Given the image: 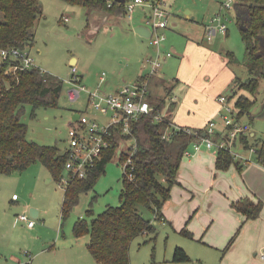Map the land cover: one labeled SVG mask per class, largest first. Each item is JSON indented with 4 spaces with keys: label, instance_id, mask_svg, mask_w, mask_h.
<instances>
[{
    "label": "rangeland",
    "instance_id": "374dc122",
    "mask_svg": "<svg viewBox=\"0 0 264 264\" xmlns=\"http://www.w3.org/2000/svg\"><path fill=\"white\" fill-rule=\"evenodd\" d=\"M165 1L169 15L168 26L160 32L164 36L161 50L174 52V56L163 59L157 73L168 82L176 81L180 77L183 54L189 51L191 44H200L225 56L228 52L234 55V62L228 64L234 72V79L223 90L224 95L231 96L232 90L233 93L236 90L238 95H250L244 89H239L235 81L237 77L241 81L248 78L245 45L234 9L236 0H231L230 7L222 6L221 0ZM40 5L42 13L36 22L35 40L28 52L39 67L63 80V92L57 107L35 109L25 104L21 120L27 125L28 140L41 145L57 146L61 152H65L70 147L69 131L75 124L74 113L81 112L95 119L100 126H104L112 116V112L104 114L89 107L88 93L85 91L78 100H69L67 92L73 86V68L76 67V75H83L82 84L88 89L110 94L120 86L135 85L142 71L150 72L146 59L150 55L156 56L157 51L149 38L134 31L136 18L143 17L145 11L141 7L137 8L135 19L129 21L127 16L115 17L91 11L83 5H73L64 0H40ZM64 18H68V21ZM221 24L227 26V32L219 30ZM208 26L218 29L210 40L207 36ZM74 58L76 64H73ZM202 70L209 69L204 65ZM103 73L104 80H101ZM221 79L219 76L214 86H218ZM161 80L154 78L156 84H161ZM205 80L208 81V78ZM178 89L180 87L175 90L176 94ZM161 92V95L166 94L163 87ZM253 99L258 101L256 105L264 101V80ZM235 101L236 97L232 98L231 104L234 105ZM259 106L252 110L256 111ZM240 121L249 124L264 140V119L253 120L245 115ZM133 144V140L120 142L116 154L107 164L105 172L99 176L94 188L80 194L79 202L65 220H62L61 213L67 171L63 180L57 181L52 178L47 167L37 162L24 171L1 175L0 264H97L88 248L90 236L75 237L73 227L81 217L91 222L107 206L121 204L124 170L119 157L122 152L129 153ZM237 153L251 156V162L258 161L256 153L245 151L239 143L233 150L235 156ZM235 160L245 162L240 156ZM30 208L38 209L40 215L37 218L31 217ZM90 209L93 214L88 216L87 211ZM140 209L146 218H152L149 209ZM22 214L35 220L33 228L20 220ZM155 224L154 232L141 234L132 242L131 264H153L156 257L168 258L177 246L184 248L183 243L189 242L175 234L163 219L156 220ZM164 224L167 225L166 229Z\"/></svg>",
    "mask_w": 264,
    "mask_h": 264
},
{
    "label": "trees",
    "instance_id": "16d2710c",
    "mask_svg": "<svg viewBox=\"0 0 264 264\" xmlns=\"http://www.w3.org/2000/svg\"><path fill=\"white\" fill-rule=\"evenodd\" d=\"M73 5H83L91 11H99L115 17L126 15V1L116 0H64ZM112 2L110 6L109 3ZM234 9L245 45V65L248 78L241 81L236 78L239 89L248 94H237L234 107L240 120L250 115L257 100L261 82L264 80V0H236ZM42 13L40 0H0V47H18L27 50L35 40V26ZM228 62H234L232 52L227 53ZM17 61H7L0 65V176L16 171H24L32 164L41 162L54 180L64 178L68 151L61 152L57 146L41 145L27 138V125L22 122L21 114L25 104L38 107H57L63 92V80L41 67L33 66L10 70ZM143 75L139 81L146 79ZM150 89L147 100L154 106V114L140 116L130 123V133L123 131L122 124L111 128L108 137L110 147L97 160L85 178L73 177L67 171L69 182L65 187L62 208V220H65L73 207L79 202V196L94 188L99 176L106 170L122 140H133L128 152H122L119 162L123 166V188L121 204L107 206L91 222L86 217L79 218L73 227L75 237L90 236L88 248L97 264H131V244L139 235L156 230V220L163 219L164 204L171 198L172 187L178 183V172L182 159L189 146L199 141L205 128L181 126L174 130L173 114L176 102L171 93L178 80L171 84L161 80L166 94L158 96ZM235 89V88H233ZM167 107V108H166ZM165 113L163 120L157 121L155 114ZM187 129L191 131L188 132ZM165 137V135H167ZM218 140L217 138H215ZM244 147L251 141L245 137L239 140ZM257 147L259 159L264 158V140L252 143ZM250 148V147H248ZM236 163L230 151L220 150L217 157V169L225 170ZM237 166H241L237 162ZM140 207L149 209L152 218H146ZM233 209L243 215L245 220L257 219L264 207L262 199L241 198L232 203ZM93 210L87 211V215ZM241 229V228H240ZM240 229L230 239L224 252H227L236 240ZM182 234L193 238L188 229ZM173 261L188 262L191 257L182 247H176Z\"/></svg>",
    "mask_w": 264,
    "mask_h": 264
},
{
    "label": "crops",
    "instance_id": "0c3cea01",
    "mask_svg": "<svg viewBox=\"0 0 264 264\" xmlns=\"http://www.w3.org/2000/svg\"><path fill=\"white\" fill-rule=\"evenodd\" d=\"M144 10L143 17L136 18L135 27L145 25L148 12ZM166 53L168 52L162 51V60L167 59ZM228 61L227 56L200 44H191L189 51H185L180 61V64L182 63L180 77L170 97L176 102L172 117L173 126L205 128L209 122L218 119L219 133L215 138H220L225 126L221 118L224 110L218 97L225 94L223 90L234 79V72L229 69ZM73 64H76L75 58ZM204 65L209 69L208 71L202 70ZM145 74L142 71L135 84ZM219 76L222 77L221 82L218 86H214ZM155 77L167 81L166 84L176 82H168L169 80L158 73ZM81 78L83 79V75ZM154 78L151 82V91L158 96H164L160 94L164 85L156 84ZM205 78H208V81ZM122 87L116 88L112 93ZM178 87L180 89L177 96L175 90ZM164 92L166 93L165 88ZM257 106L259 108L256 111L251 110L249 117L253 120H262L264 116L259 115L264 111V101L254 109ZM80 113L73 114V121L78 120ZM245 137L251 141L248 147H255L252 143L260 140L252 127ZM239 145L243 149L248 148L241 142ZM255 148L257 150V147ZM187 151L190 155L185 153L182 159L178 183L172 187L171 198L164 204L162 212L163 220L168 222V227H171L175 234L188 239L189 242L183 245L191 261H173L174 251H172L168 258L156 257L153 264H264V207L260 216L251 220H245L244 216L232 207L233 202L247 197L252 200L262 199L264 202V164L258 161L243 163L235 160L236 163L227 169L219 170L216 165L218 157L216 149H209L204 144L200 150L195 151L192 143ZM256 157L259 159L258 151ZM237 162L241 169L237 166ZM167 225L164 224L165 229ZM183 229H188L193 234V238L184 236ZM238 229L240 231L232 247L224 252V248Z\"/></svg>",
    "mask_w": 264,
    "mask_h": 264
},
{
    "label": "built area",
    "instance_id": "2783aa9c",
    "mask_svg": "<svg viewBox=\"0 0 264 264\" xmlns=\"http://www.w3.org/2000/svg\"><path fill=\"white\" fill-rule=\"evenodd\" d=\"M231 0H221L222 6L230 7ZM111 6L112 3H109ZM165 0H127L126 1V15L128 20H133L137 12V8L141 7L146 9L147 15L145 18V25L152 31L150 38L151 44L157 51L156 56H149L146 62L150 68V72L146 73V79L139 81L137 84L130 86L125 85L117 92L112 94H106L99 90L91 91L85 85L82 84V78L76 75V67L73 68V75L71 82L73 86L68 90L67 95L70 101L74 102L81 97L82 92L88 93L87 105L94 108L104 114L112 112L111 120H109L104 126L93 118L80 113L78 120L71 127L69 131L70 147L67 149L69 153V159L66 163V170L70 172L73 177L85 178L91 168L96 164L103 153L110 147L108 137L111 135V128L122 124L123 131L130 133V123L132 120L144 115L154 114V106L147 100V95L150 89V78L157 74L158 69L162 65V50L161 42L164 36L161 32L162 29L168 26V12L166 10ZM219 18V17H217ZM68 21V18H64ZM221 32H227L228 28L225 24L219 26ZM218 29L214 26H208L207 36L210 40ZM173 56L172 52L166 53V57ZM17 61V64H12L10 70L16 71L18 68H28L38 66L27 50L20 49L18 47H0V65L5 62ZM39 67V66H38ZM42 71H46L41 68ZM101 80H104V73L101 76ZM218 101L222 105L224 113L221 114V118L224 122L225 131L221 132L220 138L215 139L219 130H217V122L212 120L205 127V132L202 136H199V141L194 142L195 151L200 150L201 144L205 142V145L209 149H215L217 152L220 150H227L233 154V150L236 149L237 143L240 141V137L247 134L250 129L249 124L242 123L237 117V111L234 105L231 104V98L227 95H220ZM164 113H158L154 115L157 121L163 120ZM174 130H180L181 127L173 126ZM190 132V129H187ZM165 135V137H167ZM243 148V147H242ZM251 153H257L255 147L244 149ZM187 155H190L186 151ZM240 156L245 160L243 163L251 162V157L246 155L236 154L235 159ZM258 162L264 164V158L258 159ZM69 182V177L65 180V186ZM17 198V195L14 196ZM20 220L25 222L28 227L33 228L35 220L29 218L27 214H22Z\"/></svg>",
    "mask_w": 264,
    "mask_h": 264
},
{
    "label": "water",
    "instance_id": "95a60500",
    "mask_svg": "<svg viewBox=\"0 0 264 264\" xmlns=\"http://www.w3.org/2000/svg\"><path fill=\"white\" fill-rule=\"evenodd\" d=\"M116 1L124 2V0H116ZM104 19L106 20V17ZM134 31L137 34H139L140 36L145 37V38H151V36H152L151 29L148 26H146V25L136 26L134 28ZM259 116H264V111H262V113ZM30 216L33 217V218H37L38 217V210L35 209V208H30Z\"/></svg>",
    "mask_w": 264,
    "mask_h": 264
}]
</instances>
